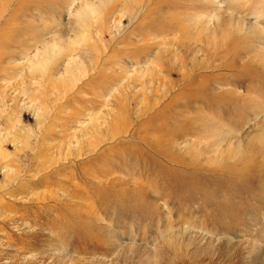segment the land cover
<instances>
[{"label": "rangeland", "instance_id": "374dc122", "mask_svg": "<svg viewBox=\"0 0 264 264\" xmlns=\"http://www.w3.org/2000/svg\"><path fill=\"white\" fill-rule=\"evenodd\" d=\"M0 264H264V0H0Z\"/></svg>", "mask_w": 264, "mask_h": 264}]
</instances>
